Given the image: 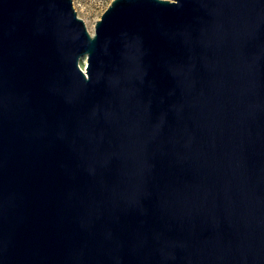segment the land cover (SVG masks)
I'll return each instance as SVG.
<instances>
[{"label":"water","instance_id":"water-1","mask_svg":"<svg viewBox=\"0 0 264 264\" xmlns=\"http://www.w3.org/2000/svg\"><path fill=\"white\" fill-rule=\"evenodd\" d=\"M0 264H264V0H0Z\"/></svg>","mask_w":264,"mask_h":264},{"label":"rangeland","instance_id":"rangeland-1","mask_svg":"<svg viewBox=\"0 0 264 264\" xmlns=\"http://www.w3.org/2000/svg\"><path fill=\"white\" fill-rule=\"evenodd\" d=\"M111 0H72V5L80 16L87 29L93 32L94 22L98 19ZM85 58L80 57L79 65L83 68Z\"/></svg>","mask_w":264,"mask_h":264},{"label":"bare ground","instance_id":"bare-ground-1","mask_svg":"<svg viewBox=\"0 0 264 264\" xmlns=\"http://www.w3.org/2000/svg\"><path fill=\"white\" fill-rule=\"evenodd\" d=\"M84 68V67H83Z\"/></svg>","mask_w":264,"mask_h":264}]
</instances>
